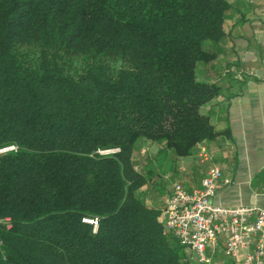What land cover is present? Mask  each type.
I'll list each match as a JSON object with an SVG mask.
<instances>
[{
	"label": "trees",
	"instance_id": "1",
	"mask_svg": "<svg viewBox=\"0 0 264 264\" xmlns=\"http://www.w3.org/2000/svg\"><path fill=\"white\" fill-rule=\"evenodd\" d=\"M229 0H0V264H204L145 203L141 141L183 158ZM119 148L112 156L98 149ZM97 218L96 233L83 218ZM194 256V255H193Z\"/></svg>",
	"mask_w": 264,
	"mask_h": 264
},
{
	"label": "crops",
	"instance_id": "2",
	"mask_svg": "<svg viewBox=\"0 0 264 264\" xmlns=\"http://www.w3.org/2000/svg\"><path fill=\"white\" fill-rule=\"evenodd\" d=\"M229 5L222 50L214 61L197 69L199 80L222 87L221 96L201 109L219 133L200 146L210 153L209 161H199V149L176 158L148 141H141L132 157L146 179L145 203L161 212L174 184L199 188L212 165L221 169L226 181L213 205L264 210V0H229ZM223 247L220 237L208 254L210 264H243L248 250L229 259Z\"/></svg>",
	"mask_w": 264,
	"mask_h": 264
},
{
	"label": "built area",
	"instance_id": "3",
	"mask_svg": "<svg viewBox=\"0 0 264 264\" xmlns=\"http://www.w3.org/2000/svg\"><path fill=\"white\" fill-rule=\"evenodd\" d=\"M15 150L14 146L0 150V153ZM119 148L98 149L99 156H112ZM201 163L210 159L205 147H199ZM221 169L207 168L199 188L188 190L181 184H174L161 212L163 227L167 234L201 263L210 264L209 253L223 238L224 256L237 257L240 251L248 250L243 264H264V210L256 206L222 207L212 204V199L225 184ZM83 223L96 233L97 218H83Z\"/></svg>",
	"mask_w": 264,
	"mask_h": 264
},
{
	"label": "rangeland",
	"instance_id": "4",
	"mask_svg": "<svg viewBox=\"0 0 264 264\" xmlns=\"http://www.w3.org/2000/svg\"><path fill=\"white\" fill-rule=\"evenodd\" d=\"M187 253H188L187 255H188L189 257H192V260H193V261H196L195 257L192 255V253H190V252H187ZM233 264H234V263H233Z\"/></svg>",
	"mask_w": 264,
	"mask_h": 264
}]
</instances>
